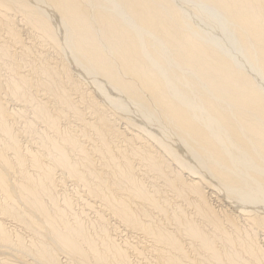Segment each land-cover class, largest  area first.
I'll return each instance as SVG.
<instances>
[{
  "label": "bare ground",
  "instance_id": "bare-ground-1",
  "mask_svg": "<svg viewBox=\"0 0 264 264\" xmlns=\"http://www.w3.org/2000/svg\"><path fill=\"white\" fill-rule=\"evenodd\" d=\"M27 30L46 58L23 76ZM0 31V264H132L109 216L165 264H264V0H0ZM18 122L41 125L32 149ZM59 172L100 231L58 199Z\"/></svg>",
  "mask_w": 264,
  "mask_h": 264
},
{
  "label": "rangeland",
  "instance_id": "rangeland-1",
  "mask_svg": "<svg viewBox=\"0 0 264 264\" xmlns=\"http://www.w3.org/2000/svg\"><path fill=\"white\" fill-rule=\"evenodd\" d=\"M17 22H18V25L20 26V23H19V19H21L20 17H17ZM21 24H22V22H21ZM2 33H4V32H2V31H0V43L2 42V41H5V42H7V40H4V37L6 36V35H4V34H2ZM28 34V35H27ZM4 35V36H3ZM29 37H33V38H29ZM34 38H36V36L34 35H32L31 33H29L28 32V30L27 31H24L23 33H22V40L24 41V43H25V46L26 47H28L27 49H28V51H27V53L28 54H22V51L19 49V47H13L12 49H13V51H14V53H15V56H14V58H10V59H15L16 60V62L17 63H27L29 66L30 65H38L40 62H41V59H39L40 58V52H39V46L35 43V40L36 39H34ZM221 38V37H220ZM223 38V37H222ZM6 39V38H5ZM33 39V40H32ZM225 39V38H224ZM224 39H222L223 41L222 42H224V41H227V39L226 40H224ZM31 40V41H30ZM8 43V42H7ZM32 43H34V44H36V45H34V46H32L31 44ZM227 42H225V43H223V44H225V45H228V44H226ZM30 45V46H29ZM30 48V49H29ZM32 49V50H31ZM19 51V52H18ZM31 54V55H30ZM20 55V56H19ZM22 55V56H21ZM39 55V56H38ZM51 55H52V57H51ZM55 55H57L56 54V52H52L51 51V53H50V57L51 58H57L58 59V57L57 56H55ZM24 56V57H23ZM31 56V57H30ZM54 56V57H53ZM61 56V55H60ZM2 56H0V58H1ZM23 58V59H22ZM26 60H25V59ZM34 58V59H33ZM41 58L43 59V58H46V57H42L41 56ZM61 58V57H60ZM4 59V60H3ZM9 59V60H10ZM20 59V60H19ZM22 59V60H21ZM30 61H29V60ZM5 60H6V62H5ZM9 60H7V57L5 58V57H2V59H0V81L3 83V82H5L8 78H11L12 76L13 77H15V75L12 73V71L9 69V63H8V61ZM25 60V61H24ZM46 60H48V58L46 59ZM59 60V62H61L62 64H63V62H65V63H67V61H69V60H66V59H58ZM21 61V62H20ZM35 61V62H34ZM40 61V62H39ZM31 62V63H30ZM1 63H2V65H1ZM22 64V65H23ZM20 66V74L21 75H23L24 76V72H26L27 70H28V68H26L24 65L23 66ZM68 65L70 66V69H71V73H72V76L73 75H75V77L73 76V79L74 80H77V83L81 86V88H82V90L84 91V92H87V93H90V92H92V88H91V82H90V80L88 79V78H86V75L84 74V73H80L79 71H75L74 70V68H73V64H72V62L71 61H69L68 62ZM25 68V69H24ZM2 69V70H1ZM13 74H11V73ZM23 73V74H22ZM74 73V74H73ZM10 75H11V77H10ZM27 75V74H26ZM35 75L36 74H34V77H35ZM2 76V77H1ZM8 77V78H7ZM4 78V79H3ZM6 78V79H5ZM76 78V79H75ZM79 78V79H78ZM30 79V78H29ZM81 80V81H80ZM83 85V86H82ZM84 87H85V89H84ZM90 91V92H89ZM4 95V94H3ZM2 95V96H3ZM38 97V96H37ZM9 104V105H8ZM7 104V108L11 111V110H13L14 109V111H17V109L19 110V108L20 107H17V106H14L12 103H8ZM13 105V106H12ZM9 106V107H8ZM12 106V107H11ZM30 114V115H29ZM26 116H28V119H30L31 120V118H33L32 116V114L29 112V111H26V114H25ZM72 119V118H71ZM71 121H73V120H71ZM23 123V122H22ZM13 126H14V129L17 131V133L19 134V136H20V138H19V140H20V143H21V145H22V147L24 148V149H26L27 148V146L28 147H30L31 149H32V146H35V144H33V143H36V141H38L37 139L39 138V135L40 134H38V133H40V131H41V125H37L36 124V126L38 127H36L35 126V129H33V131L29 134H27V133H25L26 132V128L21 124V123H14L13 124ZM68 125L66 124V123H62V128H63V130H65V128L66 129H68L69 127H67ZM72 126H75L76 127V125H75V123H72ZM120 127H121V130L123 129V127L120 125ZM70 129V128H69ZM72 129H74V127L72 128ZM25 130V131H24ZM37 130V131H36ZM39 130V131H38ZM20 133H22L23 134V132H24V134L25 135H22V134H20ZM38 132V133H37ZM36 133H37V135H36ZM34 134V135H33ZM23 136V137H22ZM38 136V137H37ZM24 138V139H23ZM26 138V139H25ZM26 140V141H25ZM28 144V145H27ZM120 146V145H119ZM115 148V147H114ZM115 150H116V154H118V153H122V152H126L127 154H129L130 153V151H132V150H130V149H124V148H115ZM129 150V151H128ZM119 151V152H118ZM128 151V152H127ZM138 158H137V156L135 157V159L134 160H137ZM98 159H97V157H96V165H98V161H97ZM184 176H186V175H184ZM187 177V176H186ZM56 182H57V191H58V199L59 198H63L64 199V197L66 198V199H68V200H70V202L72 203L71 204V206H72V209L71 210H73L74 212H76V213H79L81 210H83V209H85L84 208V206H83V200H85V199H88L87 197H85L87 194L85 193V190L80 186V187H78L79 185L78 184H76L74 181H71V180H69L68 178H66V177H64V176H61V174H60V172L58 173V175H56ZM60 178V179H59ZM62 178H63V180H62ZM67 179V180H66ZM159 178H157L156 180H151V179H143L144 180V184H145V186H146V188H149V189H151L150 187H153L152 189H157L159 186H162V187H165V189H166V191H167V187L166 186H163V182H162V180H158ZM59 180H60V182H59ZM151 180V181H150ZM158 180V181H157ZM161 181V182H160ZM75 183V184H72V183ZM71 183V184H70ZM59 184V185H58ZM74 185V186H73ZM78 185V186H77ZM166 185V184H165ZM159 188H161V187H159ZM152 189H151V191H152ZM83 190V191H82ZM83 193V194H82ZM164 194H166V195H164ZM164 194H163V196L165 197H169V199L171 198V196H170V194H169V192H164ZM208 196V195H207ZM217 196V197H216ZM212 196H209V203H210V205H212L211 207L212 208H214L216 211H220V212H225L224 214H229V215H235V213H234V211L233 210H231V208L227 205V203H225V201L222 199V197L219 195V194H214V197H212ZM216 197V198H215ZM219 197V198H218ZM85 198V199H84ZM218 199H220L219 201H217ZM60 200V199H59ZM213 200V201H212ZM62 201V200H61ZM223 204H222V203ZM98 203V202H97ZM219 203H220V205H219ZM223 205V206H222ZM225 205V206H224ZM220 208V209H219ZM222 209V210H221ZM228 209V210H227ZM230 209V210H229ZM84 212H85V214H84V216H81V219L82 218H85V220H83L82 219V221H84V224H85V226L86 227H88L87 229H89L90 231H93V232H98V231H100V229H101V227H103V225H99L100 223H98V225H97V220H96V218H97V216H95V213L92 211V210H88V209H85L84 210ZM231 212H233V213H231ZM94 213V214H93ZM155 215V214H154ZM86 216V217H85ZM92 216V217H91ZM93 218V219H92ZM108 219H110V224H109V222H107V224H109V225H107V226H105V227H107L108 228V234L111 236V238H113L114 240H116V243L117 244H119L120 246H125L126 244L128 245H135V246H137V249H131V250H127V253L129 254V256H130V260H131V263L132 264H165V263H162V262H159L157 259V253L155 252V250H154V248H155V246L153 245V243H151L152 241H151V239H144V238H141V237H143L144 235L142 234V233H140L139 232V234H138V232L136 231V232H134V230L132 231L131 229H129V228H127V227H125V225H123L122 223L120 224V222L118 223V221L117 220H115V219H112V217H107ZM113 220H115V221H113ZM117 221V222H116ZM113 222V223H112ZM6 223V227H8V228H11V229H14L15 228V225H14V222H11V221H7V222H5ZM9 223V224H8ZM111 224L112 225H118L117 227H118V229H116V230H114L112 227H111ZM240 224H242V223H240ZM94 225V226H93ZM122 225V226H121ZM97 226V227H96ZM96 227V228H95ZM95 230V231H94ZM114 230V231H113ZM128 232H127V231ZM24 231H27V230H25V229H22V228H19V233H20V235L22 236V238L24 239V241H28L29 240V238L31 237V233L28 231V232H24ZM24 233V234H23ZM134 233V234H133ZM137 235H136V234ZM28 237V238H27ZM136 237H139V238H136ZM139 239H141V240H139ZM129 240V241H128ZM139 241V242H138ZM142 241V242H141ZM138 242V243H137ZM141 242V243H140ZM144 243H145V245H144ZM187 243V242H186ZM140 244H141V246H140ZM49 246L51 247V248H54L53 247V245L51 244V243H49ZM152 246V247H151ZM188 246V245H187ZM151 249H150V248ZM148 248V249H147ZM186 248H188V247H186ZM263 248H264V246H263ZM139 249V250H138ZM130 251V252H129ZM132 252V253H131ZM139 254V255H138ZM138 255V256H137ZM156 256V257H155ZM59 258L61 259H59V261H61V264H64V262H65V260H63V256H59ZM65 259V258H64ZM66 261H67V259H66Z\"/></svg>",
  "mask_w": 264,
  "mask_h": 264
}]
</instances>
